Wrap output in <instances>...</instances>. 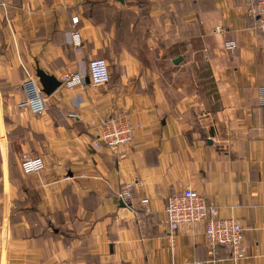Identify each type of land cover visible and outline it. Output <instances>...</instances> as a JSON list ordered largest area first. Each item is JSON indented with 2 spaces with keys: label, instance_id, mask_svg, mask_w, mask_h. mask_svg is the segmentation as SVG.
I'll return each mask as SVG.
<instances>
[{
  "label": "crops",
  "instance_id": "obj_1",
  "mask_svg": "<svg viewBox=\"0 0 264 264\" xmlns=\"http://www.w3.org/2000/svg\"><path fill=\"white\" fill-rule=\"evenodd\" d=\"M255 1L0 0V264H264V33ZM74 16L80 49L66 38ZM188 53L203 55L215 84L203 130L193 128L194 95L179 82L182 59L173 61ZM98 56L109 83L94 87L86 61ZM37 69L81 85L61 83L33 112L19 103L25 70L41 87ZM113 115L133 123L131 145L93 149L89 122ZM23 155L39 156L43 168L23 174ZM132 179V202L121 206L120 185ZM185 187L218 218L239 222L246 256L211 246L202 221L169 231L167 198Z\"/></svg>",
  "mask_w": 264,
  "mask_h": 264
},
{
  "label": "built area",
  "instance_id": "obj_2",
  "mask_svg": "<svg viewBox=\"0 0 264 264\" xmlns=\"http://www.w3.org/2000/svg\"><path fill=\"white\" fill-rule=\"evenodd\" d=\"M252 13L256 16L255 29L264 33V0H256ZM72 28L66 32V38L80 49L82 39L79 29L76 28L78 17L71 18ZM221 30V28H218ZM229 47L235 44L230 43ZM87 75L89 82L94 87L105 86L109 83V69L106 59L101 57L89 58L86 61ZM26 77L23 80L25 98L19 106H28L33 112H41L45 107V95L41 90L37 80L30 72L25 70ZM72 74H64L60 82L66 83L68 88H76L81 84L72 81ZM260 100L264 102V94ZM90 127L96 130V137L91 143L93 149L98 150L102 145L113 150L120 147H129L133 140L134 126L126 115H113L95 122H89ZM125 153H120L119 157H124ZM44 166L42 159L23 155L20 161V169L23 174L39 172ZM80 177H84L80 174ZM137 179L122 182L118 192L119 199L130 206L133 197L134 186L138 185ZM142 205L148 210V199H141ZM165 218L170 232H174L182 224L204 223V234L211 246H221L230 250L231 257L238 259L246 256L244 245L243 228L233 218H218L217 207L206 202L204 196L193 188L185 187L180 192L168 196L165 205ZM192 264V263H183ZM197 264V263H193Z\"/></svg>",
  "mask_w": 264,
  "mask_h": 264
},
{
  "label": "rangeland",
  "instance_id": "obj_3",
  "mask_svg": "<svg viewBox=\"0 0 264 264\" xmlns=\"http://www.w3.org/2000/svg\"><path fill=\"white\" fill-rule=\"evenodd\" d=\"M98 57L105 59L103 56ZM195 61H197V64ZM179 82L183 92L194 95L196 106L192 118L193 128L203 130V127L206 126L203 115H206L207 112L212 111L217 106L214 99L213 83L205 67L203 55L201 56L200 53H188L185 59L182 58L179 67Z\"/></svg>",
  "mask_w": 264,
  "mask_h": 264
},
{
  "label": "water",
  "instance_id": "obj_4",
  "mask_svg": "<svg viewBox=\"0 0 264 264\" xmlns=\"http://www.w3.org/2000/svg\"><path fill=\"white\" fill-rule=\"evenodd\" d=\"M182 59L181 56L176 57L173 61L174 63H178ZM36 76L41 85V90L45 95H50L54 90H56L61 82L57 80L54 76L48 75L45 72L37 69ZM121 206H125V204L120 201Z\"/></svg>",
  "mask_w": 264,
  "mask_h": 264
},
{
  "label": "trees",
  "instance_id": "obj_5",
  "mask_svg": "<svg viewBox=\"0 0 264 264\" xmlns=\"http://www.w3.org/2000/svg\"><path fill=\"white\" fill-rule=\"evenodd\" d=\"M205 67L207 68L208 66L207 65H205ZM211 82L213 83V88L215 87V84H214V80H213V78L211 77Z\"/></svg>",
  "mask_w": 264,
  "mask_h": 264
}]
</instances>
